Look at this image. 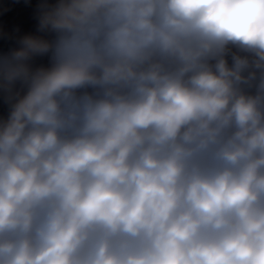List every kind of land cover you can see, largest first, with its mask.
<instances>
[{"label": "clouds", "instance_id": "obj_1", "mask_svg": "<svg viewBox=\"0 0 264 264\" xmlns=\"http://www.w3.org/2000/svg\"><path fill=\"white\" fill-rule=\"evenodd\" d=\"M0 264H264V0H0Z\"/></svg>", "mask_w": 264, "mask_h": 264}]
</instances>
